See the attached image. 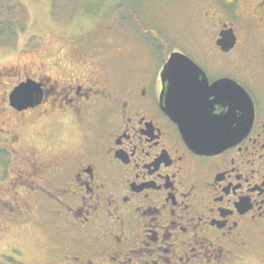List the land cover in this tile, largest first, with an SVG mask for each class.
<instances>
[{
	"label": "flooded vegetation",
	"instance_id": "obj_1",
	"mask_svg": "<svg viewBox=\"0 0 264 264\" xmlns=\"http://www.w3.org/2000/svg\"><path fill=\"white\" fill-rule=\"evenodd\" d=\"M197 9L199 38L173 37L163 60L150 51L117 68L127 34L110 41L105 31L71 38L59 75L19 71L4 96L15 123L0 148V264H264V0ZM172 52L209 84L226 77L246 89L253 118L239 141L211 154L187 145L160 101ZM27 79L42 83L43 99L18 110L9 96ZM26 126L47 137L25 136ZM41 228L51 243L36 258L25 243Z\"/></svg>",
	"mask_w": 264,
	"mask_h": 264
},
{
	"label": "rangeland",
	"instance_id": "obj_2",
	"mask_svg": "<svg viewBox=\"0 0 264 264\" xmlns=\"http://www.w3.org/2000/svg\"><path fill=\"white\" fill-rule=\"evenodd\" d=\"M16 1L0 0V19ZM21 2L28 11L27 28L19 32L15 43L9 44V41L4 40L0 44V148H9L6 142L4 143V138L15 123L9 109L4 108V96L10 83L19 77V71L33 73L41 68L46 74L59 75L58 64L68 56L71 38L78 39V34L86 36L81 39L82 44H85L89 38L105 31L108 39L112 41L120 30H125L126 53L116 61L117 68H121L119 63L125 68L130 61L147 55L150 51H153L158 59H165L167 52L175 45L174 38L182 43L199 38V33L192 24V17L198 10L200 0H21ZM14 18L18 20L16 13ZM188 50L185 48V51L193 56ZM8 116L12 119L9 120ZM19 130L25 136L31 134L36 138L47 137L48 133L35 126L31 128L26 126ZM6 180L5 169L0 167V188L7 184ZM31 234L32 238L25 244H29L30 255L39 258L38 255L51 243L49 232L41 228ZM34 264L41 262L39 260Z\"/></svg>",
	"mask_w": 264,
	"mask_h": 264
},
{
	"label": "water",
	"instance_id": "obj_3",
	"mask_svg": "<svg viewBox=\"0 0 264 264\" xmlns=\"http://www.w3.org/2000/svg\"><path fill=\"white\" fill-rule=\"evenodd\" d=\"M234 42L231 30L222 35L219 43L229 49ZM161 79V106L196 152L221 151L239 141L250 128L253 102L237 81L225 77L209 84L203 69L181 52L170 54ZM43 94L42 83L27 79L14 87L9 100L22 110L41 103Z\"/></svg>",
	"mask_w": 264,
	"mask_h": 264
},
{
	"label": "trees",
	"instance_id": "obj_4",
	"mask_svg": "<svg viewBox=\"0 0 264 264\" xmlns=\"http://www.w3.org/2000/svg\"><path fill=\"white\" fill-rule=\"evenodd\" d=\"M226 2L232 4L235 0H226ZM5 13V16L0 19V44L4 40L9 41V44L15 43L19 32L27 28L28 11L21 0H17ZM15 13L18 15V20L14 18Z\"/></svg>",
	"mask_w": 264,
	"mask_h": 264
},
{
	"label": "snow or ice",
	"instance_id": "obj_5",
	"mask_svg": "<svg viewBox=\"0 0 264 264\" xmlns=\"http://www.w3.org/2000/svg\"><path fill=\"white\" fill-rule=\"evenodd\" d=\"M165 75H167V73Z\"/></svg>",
	"mask_w": 264,
	"mask_h": 264
}]
</instances>
